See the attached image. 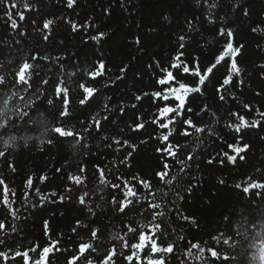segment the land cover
Listing matches in <instances>:
<instances>
[{"label": "trees", "instance_id": "16d2710c", "mask_svg": "<svg viewBox=\"0 0 264 264\" xmlns=\"http://www.w3.org/2000/svg\"><path fill=\"white\" fill-rule=\"evenodd\" d=\"M216 2L218 7L213 10L216 23L213 24L206 20L207 6L203 0H200L199 4L197 0H77L73 8L66 7V0H35L34 10L31 12L22 7L14 10V12L25 11L26 16L24 21L14 17L20 24L21 30L27 32V36L21 39L19 45L11 40L7 18L4 16L5 4L0 3V42L7 40L12 44L11 47L0 44V65H3L0 68V75H5L10 80L11 69L28 54L61 57L59 61H38L40 76L49 79V85L41 84L39 90L45 95L36 102L34 106L36 110H30L32 120H28L27 124L19 125L23 131L12 129L4 135V140L10 135H15L17 139L6 150L5 157L0 158V174L17 190L18 197L25 191L24 181L29 176L34 178V187L40 188L44 193L56 191L58 194L72 197L64 203L58 201L52 203L50 198L43 205L34 208L29 206L27 210L18 200L21 218L15 221L17 232L4 237L5 243L0 245V251L17 247L24 250L34 243L43 247L47 243L43 226L45 220L49 221L52 239H60V246L70 250H73L81 239H88V233L83 228H77L75 233L72 232L77 220L84 224L94 221L92 226L104 230L107 241L105 248L117 243L110 241L108 237L113 231L122 230L124 222H131L134 219L148 222L150 219L148 212L142 217L136 212L124 216L115 212L107 203L101 202L97 196L93 197V203H101L104 214L101 215L98 209L97 216L91 217L86 208L76 202L79 190L71 185L67 176L70 173H77L80 166H85L88 187L92 189L97 183L94 176L95 167L100 166L107 170L112 168L110 162L116 161L120 175L130 177L139 173L142 177L151 179L154 187H159V181L154 173L160 168L161 158L155 152L156 144L150 139L156 134L155 126L146 123L145 130L140 132L130 130V125L137 116L143 117L146 122L150 121L156 106L149 97H144L141 101H136L134 97L144 92L159 90V86L155 84L157 62L161 66H167L169 59L177 50V37L181 34L191 37L187 42L191 46L186 47L184 59L191 64L193 57L198 56L202 67L210 64L219 53L223 41V38L218 36V29L226 24L234 31L235 43L245 46L241 56L237 57L242 74L234 77L226 102L220 101L214 91L218 81L225 74L224 67H220L215 80L206 84L203 95L195 94L194 99L189 98V106L193 109V113L186 112V116H191L198 124L208 123L215 129L221 130L218 132L221 139L204 137V142L199 148L196 147L194 137L185 140L177 136L173 141L188 144L196 155L194 160L189 162L191 170L183 175V179L175 185L168 197L169 200L174 201V204H169L166 209L170 223L168 238L175 241L177 246L173 254L166 256V262L167 264H201L195 256L184 255L188 247L187 242L191 241L199 242L205 248L216 247L222 254L236 257L235 260L225 264H254L251 257L255 249L249 250L248 243L254 238V233L262 229L257 227L247 232V239L240 238L235 236L233 228L227 225L225 217H231L233 225H236L241 216L239 209L237 215L232 216L233 210L242 201L247 200L250 205L246 208L247 220L259 223L261 219L264 197H258L255 193L264 190H253L246 195L235 185L248 176H252L254 180H264V139H262L264 131L249 130L244 137L245 141L252 145L246 162L238 161L237 166L227 161L221 164L217 152L226 151L227 149L222 148L224 140L232 142L233 136L229 135L231 130L225 127V120L213 124L210 113L215 112L217 116L227 117L230 110H241L243 103H249L253 107L251 113L247 110L242 111V114L250 120L259 118L256 108L264 111V72L259 67L264 64V36L251 31L257 23H264V0H240L242 6L248 5L250 18L245 17L239 9L233 8L235 0H216ZM221 17H224V24L221 22ZM44 19L56 21L47 41L41 38L42 34L38 27L42 25ZM188 20L193 21L195 32L187 31ZM69 21L88 26L74 32ZM98 31L106 34L103 40L97 43L88 39ZM136 38L140 39L139 45L135 43ZM99 59H103L106 63L105 75L95 81L87 80L82 70L86 67L90 68L93 62ZM9 61L12 63L10 64ZM121 68H126L127 71L121 74ZM73 72L76 73L75 76L70 75ZM120 75L123 78L117 80L116 77ZM58 78H63L69 88L70 118L58 116L61 105L50 87ZM240 79L244 81L243 85L238 83ZM85 81L99 91L87 104L80 105L79 101L83 97L79 84ZM186 82L194 84L195 78H188ZM37 83L39 84L40 81ZM106 83L107 87L104 86ZM13 90L19 89L13 88ZM4 91L7 92L8 89ZM8 94L10 95V92ZM20 94L25 95L27 99V94L23 92ZM35 95L33 93V96ZM233 96L235 99L232 98ZM47 98L53 99L54 105H48ZM17 103L22 105L23 102L13 99L9 103V108ZM105 103L111 111H104ZM132 104H136L137 107L132 108ZM205 104L209 108V115L200 112ZM2 106L0 100V107ZM121 106H124L123 113L120 112ZM95 113H100L101 118L107 115L108 120L102 122L100 133L93 131L91 135L85 134L87 150L69 145L54 133H45L46 125L52 126L58 123L81 129ZM198 115L204 116L203 121L198 119ZM81 121L84 123L82 124ZM102 135L127 138L138 145L133 158L128 161L130 168L119 165V158L128 150L116 152L105 147L107 142L101 139ZM49 138L54 139L52 144L47 143ZM142 140L147 143L140 144ZM0 149H3L2 142ZM210 159L213 160L212 164L208 163ZM9 162L15 167V172L9 168ZM169 163L173 165V174L180 175V165L171 160ZM44 174L48 179L41 183L39 177ZM220 180H224L225 183L221 185ZM66 187H73V192L65 193ZM175 192H179V197L174 194ZM112 194L114 193L106 189L102 193L104 201H108ZM115 194L119 198V194ZM31 199L32 203H36L38 197L33 193ZM3 215V209L0 208V218H3ZM182 215L194 219L196 223L181 219ZM8 223L9 225L13 223L11 218L8 219ZM217 229L240 240L236 249L215 244L212 237L218 234ZM180 237L183 239L181 240ZM104 250L100 248L96 253H92L90 258L93 259L94 264H99ZM193 252L195 253L196 250ZM70 254V252L56 253L50 258L51 264H66ZM33 258H35L34 254ZM9 264H20V261H10ZM117 264H122V261L117 260Z\"/></svg>", "mask_w": 264, "mask_h": 264}, {"label": "snow or ice", "instance_id": "6c2138e0", "mask_svg": "<svg viewBox=\"0 0 264 264\" xmlns=\"http://www.w3.org/2000/svg\"><path fill=\"white\" fill-rule=\"evenodd\" d=\"M203 2L207 6V22L216 23L213 17V10L218 7L216 0H203ZM0 3L5 4L4 16L7 18L6 23L9 27L11 40L16 45H19L21 39L27 36V32L21 30L20 24L14 17H18L19 21H24L26 16L25 11L14 12V10L22 7L24 10L31 12L34 10L35 0H0ZM76 3L77 0H66V7L73 8ZM197 3L199 4L200 0H197ZM233 8L239 9L245 17L250 18L248 5L242 6L240 0H235ZM220 19L222 24H224V17ZM32 23L35 25V21ZM55 23V19H44L42 25L38 26L42 34L41 38L44 41L49 39ZM69 23L74 32L78 31L81 27L88 26L78 25L71 21ZM187 31L189 33L196 31L192 20L187 21ZM251 31L264 36V23H257L255 27L251 28ZM105 36L104 32L98 31L97 34L88 37V39L99 43ZM218 36L223 38L222 43L221 41H217V43H221L219 53L210 64L202 67L198 56L193 57L191 64L184 59L186 47L191 46L187 43L191 37L185 34L179 35L177 37V50L169 59L167 66H161L157 62L156 67L158 68V72L155 74V84L159 86V90L151 93L144 92L134 97L136 101L149 97L156 106L150 121L146 122L143 117L137 116L134 123L130 125V130L133 132L145 130L146 123L155 126L156 134L151 136L150 139L156 144L155 152L161 158L160 168L154 173V176L159 181V187H154L151 179L144 178L139 173L133 174L130 177L120 175L116 161H111L112 168H108L107 170L104 167H95L94 176L97 183L92 189L88 187V176L85 166H80L77 173H70L67 176V180L71 185L79 190L76 202L85 207L91 217L97 216L98 209L101 215L104 214L101 203H93V197L97 196L101 202L107 203L115 212L124 216L136 212L138 216L142 217L145 212H148L150 215L148 222L145 223L143 220L136 219L131 222H124L122 230L113 231L108 237L110 241L117 243H112L110 247L105 248L107 242L105 231L100 227L92 226L94 221L84 224L82 221L77 220L76 227L72 229V232L75 233L77 228H83L88 233V239H81L75 248L70 250L60 246V239H52L49 231V221L45 220L43 226L47 243L43 247L38 243H34L24 250L17 247L15 249L0 251V264H9L10 261L15 262L17 260L20 261V264H51L50 258L54 257L56 253L62 252L71 253L66 259V264H94L93 259L90 257L92 253H96L100 248H104L105 250L99 260V264H117V260H121L122 264H167L166 256L173 254L177 246L175 241H171L168 238L170 223L168 221L169 213L166 209L169 204H174V201L169 200L168 197L175 185L183 179V175L191 170L189 162L193 161L196 155V152L188 144L174 143L173 141L176 140L177 136L185 140L189 137H194L196 147L199 148L204 142V137L221 139L218 136V132L221 130L215 129L208 123L198 124L193 121L191 116H186V112L193 113V109L189 106V98L192 97L194 99L195 94L203 95L206 84L215 80L216 73L220 71V67H224L226 69L225 74L218 81L214 91L220 101L226 102L228 90L233 84L234 77H239L242 74L237 57L241 56L245 46L235 43L234 31L226 24L218 29ZM135 43L139 45L140 39L136 38ZM0 44H7L8 47L12 46L7 40L0 42ZM50 60L59 61L61 57L28 54L22 57L11 69L10 80L5 75H0V100H2L3 105L0 107V142L3 143V149H0V158L5 157L6 150L17 139L15 135H10L7 140H4V135L12 129L23 131V128L19 127V125L27 124L28 120H32L30 110L35 111L34 106L36 102L45 95L39 89L41 84L49 85V79L40 76L41 69L38 61ZM9 63L11 64L12 61H9ZM2 67L3 65H0V68ZM149 67L152 66L149 65ZM259 67L264 72V64L259 65ZM106 71V63L103 59L94 61L90 68L86 67L82 70L86 79L92 81L103 77ZM126 71V68L120 69L121 74ZM70 75L75 76L76 73L73 72ZM122 78V75L116 77L117 80ZM188 78H195V83L186 82ZM37 81H40V83L38 84ZM238 83L243 85L244 81L240 79ZM104 86L107 87L108 84L106 83ZM50 87L54 97L59 100L61 105L58 116L60 118H70L69 88L65 80L58 78ZM13 88H18L19 90L16 91ZM4 89H8V91L6 92ZM79 90L83 97L79 101L80 105L87 104L99 91V89L88 84L86 81L79 84ZM9 92L10 95L8 94ZM21 92L27 94V99L25 95L20 94ZM33 93L36 95L33 96ZM232 98L235 99L234 96ZM13 99L23 102L22 105L17 103L12 108H9V103ZM46 103L54 105V100L47 98ZM131 107L136 108L137 105L132 104ZM103 109L105 112L111 111L106 103ZM243 110L251 113L253 107L249 103H243L241 110H230L227 117L217 116L215 112L210 113L213 124H218L222 120H225V127L231 130L229 135L233 136L232 142L224 140L222 148L227 150L217 152V157L221 164L227 161V163L237 166L238 161L246 162L252 145L246 142L244 137L249 130L259 129L264 131V111L256 108L255 111L259 114V118L250 120L242 114ZM123 111L124 106H121L120 112L123 113ZM200 112L204 115H209L208 106L206 104L203 105ZM198 119L203 121L204 116L198 115ZM107 120V115L101 118L100 113H95L81 129L69 127L65 123H58L52 126L46 125L45 133H54L56 137L67 141L69 145L73 147L79 146L82 150H87V135H91L93 131L100 133L102 122ZM33 122L35 123V121ZM81 123L83 124L84 122L81 121ZM101 139L107 142L104 145L105 147L114 149L116 152L127 149L126 154L119 158V165L131 167L128 161L133 158V153L137 151V144L132 143L127 138H117L116 136L109 137L108 135H102ZM53 142V138L47 140L48 144H52ZM146 143L147 141L145 140L140 141V144ZM169 160L180 165V175L173 174V165L169 163ZM208 163L212 164L213 160L210 159ZM9 168L12 172L16 171L11 162H9ZM57 171H60V169H57ZM257 171L260 170L257 169ZM33 179V176H29L24 181L23 187L25 191L18 197L17 190L11 187L3 175L0 174V208L4 212L3 218H0V245L5 243L4 237L10 233L17 232L15 221L21 218V207L18 206V200H20L23 208L27 210L29 206L34 208L37 205H43L50 198H52V203L57 201L64 203L66 200L72 199L71 196L58 194L56 191L42 192L40 188L34 187ZM47 179L46 174L39 177L41 183H44ZM224 183V180H220L221 185ZM235 187L247 195L252 193L253 190H264V180H254L252 176H248L245 180L237 183ZM106 189L114 193L108 201H104V196L102 195ZM190 190L191 188H189ZM64 192L72 193L73 187H66ZM33 193L38 197L36 203H32L31 196ZM115 193L119 194V198H117ZM174 194L179 197V192H175ZM255 194L258 197H264V192L257 191ZM247 207H250V205L249 201L246 200L238 204L237 208L233 210L232 216L237 215V209H239L241 216L236 225H233L231 217H225V220L227 221V225L233 228L235 236L244 239H247V232L253 231L257 227L262 229L260 232L254 233V238L248 243V249H255L251 257L253 261H257L258 264H264V208H261V219L257 223L247 220ZM257 207L260 208L261 206ZM9 218L13 221L10 225L8 223ZM181 219L190 221L193 224L196 223L194 219H190L185 215H182ZM134 224L135 226H133ZM217 232L218 234L212 237L216 245L222 244L229 249H236L240 243L239 239H234L233 235H226L224 231L219 229H217ZM180 239L182 240L183 237H180ZM187 244V251L184 255L187 257L195 256L197 260L201 261V264H217V262L225 264V262L236 259L235 256L222 254L216 247L205 248L199 242L193 243L191 241H188ZM193 250H196V252L194 253ZM205 253H207V256H205ZM33 254L35 258H33Z\"/></svg>", "mask_w": 264, "mask_h": 264}, {"label": "rangeland", "instance_id": "374dc122", "mask_svg": "<svg viewBox=\"0 0 264 264\" xmlns=\"http://www.w3.org/2000/svg\"><path fill=\"white\" fill-rule=\"evenodd\" d=\"M254 264H258V262L257 261H254Z\"/></svg>", "mask_w": 264, "mask_h": 264}]
</instances>
